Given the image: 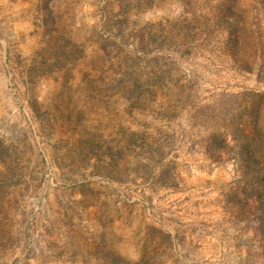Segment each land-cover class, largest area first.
I'll return each instance as SVG.
<instances>
[{
	"label": "rangeland",
	"instance_id": "obj_1",
	"mask_svg": "<svg viewBox=\"0 0 264 264\" xmlns=\"http://www.w3.org/2000/svg\"><path fill=\"white\" fill-rule=\"evenodd\" d=\"M0 264H264V0H0Z\"/></svg>",
	"mask_w": 264,
	"mask_h": 264
}]
</instances>
